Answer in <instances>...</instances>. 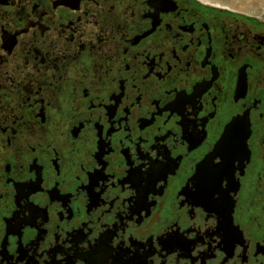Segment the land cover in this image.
<instances>
[{
	"label": "flooded vegetation",
	"instance_id": "af4514ba",
	"mask_svg": "<svg viewBox=\"0 0 264 264\" xmlns=\"http://www.w3.org/2000/svg\"><path fill=\"white\" fill-rule=\"evenodd\" d=\"M0 264H264V22L0 0Z\"/></svg>",
	"mask_w": 264,
	"mask_h": 264
},
{
	"label": "bare ground",
	"instance_id": "6f19581e",
	"mask_svg": "<svg viewBox=\"0 0 264 264\" xmlns=\"http://www.w3.org/2000/svg\"><path fill=\"white\" fill-rule=\"evenodd\" d=\"M202 2L259 18L264 17V11L259 7V4H264V0H202Z\"/></svg>",
	"mask_w": 264,
	"mask_h": 264
},
{
	"label": "rangeland",
	"instance_id": "374dc122",
	"mask_svg": "<svg viewBox=\"0 0 264 264\" xmlns=\"http://www.w3.org/2000/svg\"><path fill=\"white\" fill-rule=\"evenodd\" d=\"M259 7L262 8L263 11H264V4H259ZM259 19L264 22V17L259 18Z\"/></svg>",
	"mask_w": 264,
	"mask_h": 264
}]
</instances>
